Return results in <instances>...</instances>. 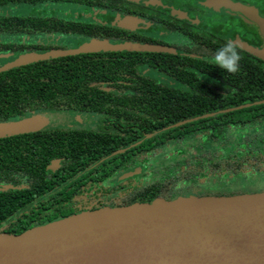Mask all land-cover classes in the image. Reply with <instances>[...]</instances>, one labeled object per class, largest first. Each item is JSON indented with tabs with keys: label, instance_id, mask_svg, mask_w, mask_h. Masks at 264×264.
Instances as JSON below:
<instances>
[{
	"label": "trees",
	"instance_id": "16d2710c",
	"mask_svg": "<svg viewBox=\"0 0 264 264\" xmlns=\"http://www.w3.org/2000/svg\"><path fill=\"white\" fill-rule=\"evenodd\" d=\"M238 1L264 14V0ZM31 7V0H0V53L12 52L13 58L34 51L28 40L34 21L41 29L52 28L50 18L35 17ZM207 23L192 24L187 31L184 42L191 40L192 49L186 44L181 49L186 54L101 50L50 57L0 72V122L46 110L82 111L97 120L94 125H59L0 137V231L20 233L106 205L158 197L169 200L181 194L183 185L177 184L182 177L192 178L196 195L264 190V186L233 188L222 181L230 175L264 176V60L236 45L238 71L227 73L215 67L210 58L228 40L216 33L220 35L226 26ZM244 23L240 20L238 27L246 37L249 29ZM57 31L70 38L81 32L86 33L84 39L97 36L73 21ZM102 35L94 38L124 40ZM251 41L260 45L262 38L255 34ZM69 47L76 46L53 44L43 49ZM204 114L208 115L172 126ZM199 132L216 146L208 149V143H199L197 158L184 160L182 171L169 169L151 176L152 183L141 188L89 201L85 190L138 163L140 154H153L165 144ZM231 132L237 133L232 141ZM53 159L60 161L55 171L50 166ZM203 177L206 185L200 182Z\"/></svg>",
	"mask_w": 264,
	"mask_h": 264
},
{
	"label": "water",
	"instance_id": "95a60500",
	"mask_svg": "<svg viewBox=\"0 0 264 264\" xmlns=\"http://www.w3.org/2000/svg\"><path fill=\"white\" fill-rule=\"evenodd\" d=\"M206 3L255 24L263 38L260 46L240 38L234 43L264 60V15L256 6L235 0H206ZM134 18L127 17V23L144 22ZM101 50L168 48L92 38L76 47L20 53L1 64L0 72L50 57ZM34 127L33 118L0 122V137ZM0 264H264V190L192 194L169 200L158 197L150 202L84 210L20 233L0 231Z\"/></svg>",
	"mask_w": 264,
	"mask_h": 264
},
{
	"label": "flooded vegetation",
	"instance_id": "af4514ba",
	"mask_svg": "<svg viewBox=\"0 0 264 264\" xmlns=\"http://www.w3.org/2000/svg\"><path fill=\"white\" fill-rule=\"evenodd\" d=\"M157 4H152L147 0H31V11L35 17H45L50 18L49 26L54 27L52 31L41 29L37 26V23L34 21V25L31 28L30 40L33 43L32 48L34 51L42 52L47 51L43 49L44 47L52 46H78L81 43L91 40L90 38L84 39L85 32H81L77 35L66 36L62 32H58V28H63L68 26L70 21L77 22L82 26L87 27V31L90 34L96 33L97 36L91 37H100L104 36L102 34L107 33L112 35V39H124L123 41H133L148 43L154 45H160L167 47L168 50L165 51H148L156 52L162 55L165 54H174L180 52L181 49L186 48L187 45L189 49H192V41L184 42V38L187 36V31L192 29V24L194 26H199L201 23L208 21L214 22L215 20L219 21L223 25L226 19H238L246 23L248 31V36H243L242 28L228 27L226 23L225 26L228 29L227 33L224 35H219L216 33V37L225 38L234 42L238 37L242 40H246L252 45L260 46L263 42V38L260 35L258 27L252 22L246 21L238 14H230L226 11L215 9L213 6L208 5L206 0H159ZM238 1V0H235ZM69 5V6H68ZM251 5V4H250ZM71 6L74 8L68 9ZM178 14H176V13ZM260 12V11H259ZM32 14V15H33ZM260 14L264 15L260 12ZM213 16H215L213 18ZM220 18H218V17ZM127 17H136L134 18L137 21L138 19H143L144 22L133 21L127 23ZM56 21V24L52 22ZM126 23V24H125ZM244 23V24H245ZM52 24V25H51ZM243 24V23H242ZM57 25V29L55 26ZM126 25V26H125ZM224 29L222 28L221 31ZM53 34H51L52 32ZM86 31V32H87ZM46 32V33H44ZM171 33L178 37V41H168L166 35H171ZM223 33V32H222ZM255 34H258L262 38V42L255 44L251 41L254 38ZM40 35H43L42 38ZM231 35V36H230ZM34 38V39H33ZM42 38V39H41ZM88 39V40H87ZM52 40H55V43H52ZM123 41H114V42H123ZM187 44V45H186ZM235 44V43H234ZM236 45V44H235ZM187 53L186 51H181ZM192 55V52H189ZM12 52L9 53H0V56H12ZM149 68V67H148ZM158 77L163 78L159 73H154ZM165 78V77H164ZM67 111V110H64ZM75 112V111H74ZM79 112V111H77ZM83 114H88L86 112H80ZM91 115V114H89ZM96 119V118H95ZM177 123V122H176ZM94 124H97V120ZM93 124V125H94ZM175 124V123H174ZM182 125V124H181ZM174 126V125H172ZM179 126V125H178ZM205 137L203 133L199 132L195 135L187 134L184 140H179L173 143L165 144L161 149L153 154L149 152L140 154L139 162L132 164L126 168H123L118 173H113L106 180L98 181L94 183L90 189L85 190L86 194H89L90 202H94L102 197H113L116 194H123L126 191L132 189L134 186L143 187L144 184H147L149 181L152 183L151 176H155V172H147L144 177L139 176L143 173L144 162L149 159L151 156H156L163 149L187 142L190 138L199 136ZM203 141V140H201ZM206 143H217L212 142L211 140L205 139ZM202 143V142H200ZM178 154H183L178 153ZM145 156H148L145 158ZM178 156V155H175ZM58 160V163L54 162ZM184 160L192 161V155L185 158H176L172 159V162L167 165V169H162L166 172L169 169H177V171H182L185 168ZM60 165L59 159H53L50 163V166L55 171ZM170 166V167H169ZM163 167V166H162ZM192 172V166L187 168ZM152 174V175H151ZM80 176V175H79ZM182 183L179 182L177 186H182L181 194L177 196H187L192 195V178L184 179ZM181 179V180H182ZM109 185V186H108ZM89 187V186H87ZM123 192V193H122ZM84 194L82 195V197ZM173 197V198H175ZM80 198V197H77ZM172 199V198H171ZM137 202V201H135ZM133 203V202H132ZM108 206V205H106ZM103 207V206H102Z\"/></svg>",
	"mask_w": 264,
	"mask_h": 264
},
{
	"label": "rangeland",
	"instance_id": "374dc122",
	"mask_svg": "<svg viewBox=\"0 0 264 264\" xmlns=\"http://www.w3.org/2000/svg\"><path fill=\"white\" fill-rule=\"evenodd\" d=\"M74 7L75 6H71L68 9H71ZM214 17L215 16H213V18ZM215 21L217 22L216 24H221L220 20L219 21L215 20ZM205 23L208 24L207 22ZM224 23L225 24L227 23L230 29L235 28L236 30L239 26L240 20L226 19ZM227 30L228 29L226 28L225 31H223V33H221L220 35L226 34ZM40 36L42 37L43 35H40ZM166 39L168 41H171V40L178 41V37L173 35L172 33L171 35H168V36L166 35ZM10 59H12V56H8V55H5L3 57L0 56V61H2V63H5ZM23 118H27V119L33 118V120H35L34 128L36 129L52 128V127H56L59 125H72V126L74 125L79 126V125H85V124L93 125L96 122L95 116L93 115L83 114L77 111L74 112L70 110H67V111H52V110L39 111V112H34L31 115L25 116ZM229 137L231 141L235 140L237 137V133L231 132L229 133ZM200 142L205 143L206 142L205 137L203 136L201 137V135L195 136V137L190 138L185 143L172 145V146H169L163 149L156 156H151L149 157L147 161L144 162V165L146 166L143 167V173H141L142 175H139V176L144 177L147 172H153V170L155 172V176L163 173L164 171H162V169H167V165H169L172 162V159L175 160L176 158H181V157L187 158L191 155H192V159H196L197 158L196 154L197 153L199 154L200 152V148L198 146ZM215 146H216L215 143H213V145L209 143L208 146H206V148L211 149L213 147L215 148ZM223 150L224 149L222 147H219L220 152L223 153ZM182 152L183 154H178ZM175 155H178V156H175ZM206 179L207 177H203L200 180V182L202 184H205ZM222 181L225 182L226 184L231 185L233 188H240L243 186H246L248 188H256V187L264 186V176L256 175V174H250L249 176H246L244 178L243 177L234 178L233 176L230 175L226 178L224 177V180L222 179ZM257 189L259 190L261 188H257Z\"/></svg>",
	"mask_w": 264,
	"mask_h": 264
},
{
	"label": "clouds",
	"instance_id": "9594fccd",
	"mask_svg": "<svg viewBox=\"0 0 264 264\" xmlns=\"http://www.w3.org/2000/svg\"><path fill=\"white\" fill-rule=\"evenodd\" d=\"M239 60L240 55L237 46L231 40H227L215 50L209 62L227 73H236Z\"/></svg>",
	"mask_w": 264,
	"mask_h": 264
}]
</instances>
